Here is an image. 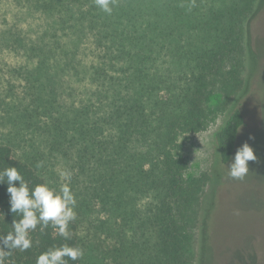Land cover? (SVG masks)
<instances>
[{
    "label": "trees",
    "instance_id": "1",
    "mask_svg": "<svg viewBox=\"0 0 264 264\" xmlns=\"http://www.w3.org/2000/svg\"><path fill=\"white\" fill-rule=\"evenodd\" d=\"M257 3L113 0L109 15L95 0H0L13 7L12 14L0 12L5 21L0 44L23 49L41 69L57 66L63 83L68 76L86 82L84 91L61 87L63 95L82 98L76 104L64 97L53 102L49 86L45 97L33 98L43 99L49 154L79 170L115 221L126 225L136 218L138 202L146 199L141 226L147 241L137 245L139 253L121 243L97 264L216 259L214 209L210 197L203 202L209 178L189 176L184 139L206 131L225 114L216 146L222 164L232 161L245 125L237 98L244 88L247 27ZM9 14L13 20L7 25ZM38 15L42 26L20 25L24 16ZM46 78L51 81L49 74ZM55 103L58 111L52 113ZM9 166L18 169L30 189L46 184L37 164L0 144V170ZM6 189L0 184V236L18 218L10 212ZM69 232L65 240L51 224L43 231L38 225L30 233L32 247L13 250L4 264H36L38 255L64 244L81 248L77 216ZM65 259L83 264V257Z\"/></svg>",
    "mask_w": 264,
    "mask_h": 264
},
{
    "label": "rangeland",
    "instance_id": "2",
    "mask_svg": "<svg viewBox=\"0 0 264 264\" xmlns=\"http://www.w3.org/2000/svg\"><path fill=\"white\" fill-rule=\"evenodd\" d=\"M2 11L12 14L13 7L1 4ZM7 16L6 22L10 25L13 16ZM4 22L0 19V29L5 27ZM43 22L39 15L24 16L20 25L38 27ZM35 61L29 60L19 47L0 44V144L11 146L16 157L28 158L37 164L50 188L59 190L61 184L70 183L76 197L83 264H97L107 257L110 249L119 248L121 243L138 254L137 245L147 241L143 234L145 228L141 226L146 199L138 202L136 218L126 225L120 219L115 221L111 211L100 205L93 195V185L79 176V170L61 157L49 154L45 118L40 112L43 99L33 98L43 96L44 89L49 86L53 102H60L64 97L70 104H76L82 98L73 92L63 95L61 87L64 84L84 91L86 82L78 84L68 76L63 83L57 66L41 69ZM48 74L51 81L46 78ZM237 103L245 115L237 148L247 142L256 156L255 161L248 162L249 173L242 181L227 177L228 164H222L217 150L216 134L226 120L225 114L206 131L184 139L183 155L189 163V176L209 178L203 202L210 197L214 209L211 244L216 248V259L207 260L206 264H264V0H258L257 13L247 27L244 88ZM56 104L52 113L58 111ZM63 170L71 172L70 182L60 176Z\"/></svg>",
    "mask_w": 264,
    "mask_h": 264
},
{
    "label": "clouds",
    "instance_id": "3",
    "mask_svg": "<svg viewBox=\"0 0 264 264\" xmlns=\"http://www.w3.org/2000/svg\"><path fill=\"white\" fill-rule=\"evenodd\" d=\"M112 2L113 0H95L96 6L109 15L112 13ZM255 160L253 148L247 142L243 143L236 149L232 161L226 166L227 177L242 181L249 173L248 162ZM59 174L65 181L70 182V171L63 170ZM14 182H19V185ZM0 184L7 185L10 212L18 217L12 221V230L0 236V264H4L5 258L10 256L13 250L26 251L32 247L30 233L35 231L38 225L43 231L51 224L65 240L70 238L69 223L74 221L77 215L74 210L76 197L70 183L61 184L59 191L47 184H38L30 189L18 169L9 166L0 170ZM83 255L81 248L64 244L38 255L36 264H67L65 258L76 261Z\"/></svg>",
    "mask_w": 264,
    "mask_h": 264
}]
</instances>
